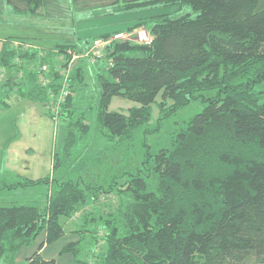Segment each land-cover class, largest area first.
<instances>
[{
    "label": "trees",
    "instance_id": "16d2710c",
    "mask_svg": "<svg viewBox=\"0 0 264 264\" xmlns=\"http://www.w3.org/2000/svg\"><path fill=\"white\" fill-rule=\"evenodd\" d=\"M2 1L21 15L70 17L57 0ZM114 2L126 14L155 12L84 47L0 40V105L27 100L64 125L51 174L19 183L46 186L44 205L0 207V264H13L41 235L23 264H55L39 252L69 221L76 240L59 254L72 264H264V0ZM51 6L59 16H46ZM145 25L148 44L113 41L99 56L92 51ZM115 98L133 104L126 114L109 110ZM194 102L201 112L150 144L164 119ZM153 105L160 118L149 129ZM95 168L107 172L101 185L86 180L98 182ZM112 200L111 211L93 214ZM98 227L101 253L91 236Z\"/></svg>",
    "mask_w": 264,
    "mask_h": 264
},
{
    "label": "rangeland",
    "instance_id": "374dc122",
    "mask_svg": "<svg viewBox=\"0 0 264 264\" xmlns=\"http://www.w3.org/2000/svg\"><path fill=\"white\" fill-rule=\"evenodd\" d=\"M133 1L137 0H120L123 2L122 4ZM82 2L80 4V2L71 0H57L59 6L65 9L63 11L70 14V17L63 21L62 19H48L14 13L0 0V40L6 38L22 39L35 43L43 49L70 42L84 47L85 42L90 38L110 32L113 29H125L135 23L137 18H144L155 12L150 10H137L127 14L118 12L122 5L117 6L118 8L111 7L113 3H116L114 0H84ZM16 7L23 9V6L19 4ZM92 8H96V10ZM49 11L52 13L46 16L51 17L53 15V18L59 16L53 13V6L47 9V12ZM107 11L111 12L107 13ZM144 28L149 31L150 26L145 25ZM17 62L21 63L22 61L17 60ZM28 66L26 64L27 68H29ZM4 74L9 75L10 73ZM257 90L264 92V83L258 86ZM156 101L159 102V97ZM132 105L130 102L115 98L111 101L109 110L126 114ZM169 105L171 104L169 103ZM151 110L149 129L156 126L157 114L159 117V110L156 106L153 105ZM201 110L202 105L200 103H191L185 109L178 110L174 115L171 114L172 116L162 121L159 131L161 134L148 135L147 139L150 144H155L156 139L169 132L174 123L191 118ZM63 138L64 125L62 123L54 125V122L48 118L40 105L22 99L18 101L11 99L8 108L0 105V207H7L11 204L37 207L44 205L46 186L24 187L23 185L19 186V183L22 184L23 180L45 179L51 174L52 156L60 150ZM142 142V139H139L136 143L137 161L140 160V147H142L140 144ZM94 172L100 175L98 182L86 180L98 185L107 180V172L100 174L96 168ZM114 204V200L112 202L106 201L104 204H96L93 214L96 213V216H98V212L105 214V211L112 210ZM71 227L73 224L67 222L64 225V230L68 232ZM104 232L98 227L96 236L95 234L91 235L93 239L99 240L98 244L93 247L97 253H101L104 248L102 243ZM41 236L36 238L31 246L25 247L23 255L26 254V251H30L31 254L37 250ZM59 245L60 242H57L48 246L49 248L45 252L46 256H53L55 264H70L71 256L60 255L57 251ZM21 252H23V248L19 250V254ZM83 253L85 255L83 261H90L91 256L88 258L90 253L88 249ZM22 261L24 260L22 259Z\"/></svg>",
    "mask_w": 264,
    "mask_h": 264
},
{
    "label": "built area",
    "instance_id": "2783aa9c",
    "mask_svg": "<svg viewBox=\"0 0 264 264\" xmlns=\"http://www.w3.org/2000/svg\"><path fill=\"white\" fill-rule=\"evenodd\" d=\"M118 41V42H125V43H136V44H148L151 41V36L147 30L144 28H138L133 30L132 33H117L110 37L107 41H96L93 45V52L95 55H101V50L103 46L107 43ZM20 46V45H19ZM24 49H29L31 47L27 46V48L23 47ZM76 56H73L72 59H76ZM42 70L44 71L45 68L43 67Z\"/></svg>",
    "mask_w": 264,
    "mask_h": 264
},
{
    "label": "crops",
    "instance_id": "0c3cea01",
    "mask_svg": "<svg viewBox=\"0 0 264 264\" xmlns=\"http://www.w3.org/2000/svg\"><path fill=\"white\" fill-rule=\"evenodd\" d=\"M69 223L70 224H73L72 222H70L69 221ZM72 231H73V228L71 227V229L68 231V232H66L65 231V234L63 235V237L60 239V240H58L57 242H60V245L58 246V253H60V250L62 249V247L64 246V245H66L68 242H73L74 240H76L74 237H72L71 235L72 234H70V233H72ZM39 240H41V242L43 241V236H41V238L39 239ZM38 240V241H39ZM40 242V243H41ZM56 242V243H57ZM27 248V247H26ZM49 247L48 246H44L42 249H41V251L39 252L40 254H41V256L43 257V258H45L46 260H55L54 258H53V256H46V254H45V252H46V250L48 249ZM24 249L25 248H23V252H21L20 254H19V252L15 255V258H14V263L15 264H23L24 263V261H25V259L26 258H28L31 254H30V251H26V254L25 255H23L24 254ZM30 254V255H29ZM22 259L24 260V261H22ZM70 264H72V261H71V263Z\"/></svg>",
    "mask_w": 264,
    "mask_h": 264
}]
</instances>
